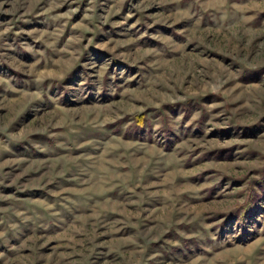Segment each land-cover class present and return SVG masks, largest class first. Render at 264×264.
<instances>
[{"label": "rangeland", "instance_id": "374dc122", "mask_svg": "<svg viewBox=\"0 0 264 264\" xmlns=\"http://www.w3.org/2000/svg\"><path fill=\"white\" fill-rule=\"evenodd\" d=\"M263 176L264 0H0V264H264Z\"/></svg>", "mask_w": 264, "mask_h": 264}, {"label": "trees", "instance_id": "16d2710c", "mask_svg": "<svg viewBox=\"0 0 264 264\" xmlns=\"http://www.w3.org/2000/svg\"><path fill=\"white\" fill-rule=\"evenodd\" d=\"M264 177V176H263ZM260 186L262 187V189L264 188V178H262L260 181ZM257 191L253 190L251 193V196L249 198H247L245 204L242 205L243 209L240 212H236L235 216H232V218H237L239 220L245 221V218L249 215L252 216L254 215L253 213L254 211V207H258L259 203L257 202L258 200V193H256ZM257 199V200H256ZM255 204H257L255 206ZM248 216V217H249ZM248 227H250L249 225L247 226L246 224H244L243 226V236L244 237H248L249 235H251L250 229H248Z\"/></svg>", "mask_w": 264, "mask_h": 264}]
</instances>
